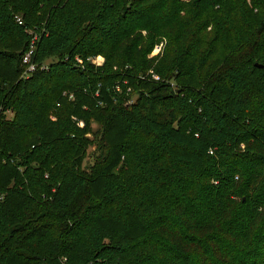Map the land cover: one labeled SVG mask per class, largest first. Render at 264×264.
Listing matches in <instances>:
<instances>
[{
  "label": "trees",
  "instance_id": "1",
  "mask_svg": "<svg viewBox=\"0 0 264 264\" xmlns=\"http://www.w3.org/2000/svg\"><path fill=\"white\" fill-rule=\"evenodd\" d=\"M0 264H264V0H0Z\"/></svg>",
  "mask_w": 264,
  "mask_h": 264
},
{
  "label": "built area",
  "instance_id": "2",
  "mask_svg": "<svg viewBox=\"0 0 264 264\" xmlns=\"http://www.w3.org/2000/svg\"><path fill=\"white\" fill-rule=\"evenodd\" d=\"M17 20L19 21L20 24L23 23V20L20 16L17 17ZM161 47L164 46L163 43H160ZM32 49L27 52L25 54V56L23 57V64H26L27 67H26V70L24 72V77H28L32 72H35L37 71L38 69H41V70H48L49 69V65L46 64V63H42V64H39V63H35L34 61H32V55L34 53V47H33V44H32ZM161 49V48H160ZM98 58H102L101 56H98ZM98 58H93L92 59V62H94L95 64H101L102 61H103V58L101 61H98ZM95 60H97L98 62H95ZM81 62V61H80ZM150 74H151V77H153L154 79H159L160 77L154 73L153 71H150ZM131 103V102H130ZM82 125V123L80 124Z\"/></svg>",
  "mask_w": 264,
  "mask_h": 264
},
{
  "label": "rangeland",
  "instance_id": "3",
  "mask_svg": "<svg viewBox=\"0 0 264 264\" xmlns=\"http://www.w3.org/2000/svg\"><path fill=\"white\" fill-rule=\"evenodd\" d=\"M221 43L219 42V45H220ZM161 48V49H160ZM162 48L163 47H161V45H160V43H158V45H156L155 47H154V49H153V51L149 54V56H154V55H157V54H159L161 51H162ZM219 53H221V54H225L226 52H225V48L224 47H222V46H220L219 47ZM102 60V58H98V61H101ZM97 60H95V62H98ZM8 115L10 116V117H12L13 116V114H11L10 112H8ZM94 126V128H96L97 126L94 124L93 125ZM89 136H91V138H92V135H89ZM96 150V147L95 146H92L89 150H88V155H90V154H92L94 151ZM93 160V159H92ZM89 161H91V158H90V156H87V158L85 159V162H87V163H89Z\"/></svg>",
  "mask_w": 264,
  "mask_h": 264
}]
</instances>
